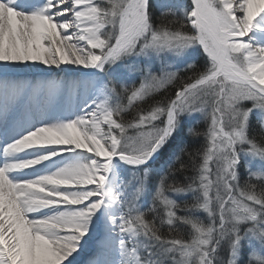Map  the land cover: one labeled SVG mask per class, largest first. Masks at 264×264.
Masks as SVG:
<instances>
[{
	"label": "snow or ice",
	"instance_id": "1",
	"mask_svg": "<svg viewBox=\"0 0 264 264\" xmlns=\"http://www.w3.org/2000/svg\"><path fill=\"white\" fill-rule=\"evenodd\" d=\"M86 251L264 264V0H0V264Z\"/></svg>",
	"mask_w": 264,
	"mask_h": 264
},
{
	"label": "trees",
	"instance_id": "2",
	"mask_svg": "<svg viewBox=\"0 0 264 264\" xmlns=\"http://www.w3.org/2000/svg\"><path fill=\"white\" fill-rule=\"evenodd\" d=\"M158 14V13H157ZM174 90V89H172ZM160 97L157 96L156 99H159ZM145 107H147V105H144ZM135 115V111H131L128 114H126L125 119L127 120H131L132 117ZM182 123V130L174 135L173 139L169 142L168 145L165 146L164 149L161 150V154H159V159L156 160V163L153 165L154 170H159L161 168V166H166L167 162L170 160V158L172 157L173 152L177 151L180 144H181V140L182 138H184L185 133H186V128L183 127ZM199 130H203V125L199 126ZM150 186L155 185V183L157 182L156 180V172L154 171L153 176L150 178ZM183 181L182 177H178L177 178V183H181ZM171 183V181H169ZM177 199H182L181 198H177ZM184 232H187L188 229H183Z\"/></svg>",
	"mask_w": 264,
	"mask_h": 264
},
{
	"label": "rangeland",
	"instance_id": "3",
	"mask_svg": "<svg viewBox=\"0 0 264 264\" xmlns=\"http://www.w3.org/2000/svg\"><path fill=\"white\" fill-rule=\"evenodd\" d=\"M154 2H155V0H154ZM172 2H178V0H172ZM169 59H170V60H174V61H175V64H176L177 67H181V66H183V64H184L185 62H187L188 57H184V58H179V57H169ZM188 119H189L188 117H184V118H182V123H184V121H186V120H188ZM150 163H151V162H150ZM177 198H179V197H177Z\"/></svg>",
	"mask_w": 264,
	"mask_h": 264
},
{
	"label": "bare ground",
	"instance_id": "4",
	"mask_svg": "<svg viewBox=\"0 0 264 264\" xmlns=\"http://www.w3.org/2000/svg\"><path fill=\"white\" fill-rule=\"evenodd\" d=\"M40 2L42 3L43 0H40ZM61 75H63V74H61ZM27 78L28 79H32L33 78V75L32 74H28L27 75ZM42 170L43 169L40 168V169H37V170H28V172H29V174H34L35 172L42 171ZM89 254H90V251H86V253L80 258L81 259V264H84V261L87 260Z\"/></svg>",
	"mask_w": 264,
	"mask_h": 264
}]
</instances>
